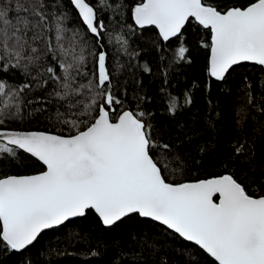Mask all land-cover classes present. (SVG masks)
<instances>
[{
  "label": "snow or ice",
  "instance_id": "1",
  "mask_svg": "<svg viewBox=\"0 0 264 264\" xmlns=\"http://www.w3.org/2000/svg\"><path fill=\"white\" fill-rule=\"evenodd\" d=\"M50 2L0 0V67L27 71L33 66L38 70L43 42L63 75H57L52 66L46 73L58 82L55 95L66 102L71 116L65 117L58 110L57 119L75 134L0 130V160H18L22 152L45 168L34 175L0 178V244L21 251L42 231L94 210L105 226L132 214L159 222L194 243L215 264H264V195H250L233 174L168 182L164 175L168 164L162 168L155 157L153 149L158 145L151 125L144 120L145 113L124 110L113 119L111 113L121 100L112 93L105 52L92 53L97 65L95 82L76 83L75 77L86 63V42L81 43L83 38L73 32L66 46L67 16L51 11ZM71 3L87 31L101 38L105 24L98 21L94 7L86 0ZM102 3L106 8L116 7L108 0ZM131 18L141 29L154 26L164 42L177 38V62L187 60L185 26L195 23L208 31L210 44L201 46L210 50L208 75L218 81L242 62L264 66V0L223 7L214 0H141L131 8ZM50 21L55 27L54 45L46 39L52 30ZM117 40L126 52L127 40ZM145 71L149 69L145 67ZM41 83L47 85L46 80ZM30 87L24 84L9 91L0 81V98H4L0 126L6 124V117H20V94ZM85 96L90 97L88 102L77 99ZM184 103L191 104V97ZM176 110V99L170 97L169 111L175 114ZM162 147L168 149L169 145ZM234 152L244 155L245 145L235 146ZM175 159L184 163L180 157Z\"/></svg>",
  "mask_w": 264,
  "mask_h": 264
},
{
  "label": "trees",
  "instance_id": "2",
  "mask_svg": "<svg viewBox=\"0 0 264 264\" xmlns=\"http://www.w3.org/2000/svg\"><path fill=\"white\" fill-rule=\"evenodd\" d=\"M103 21L106 31L97 39L90 34L69 0H51L50 9L67 19L64 27L66 46L73 32L85 43L86 63L76 75L77 84L96 79V57L106 53L112 93L121 100L112 112L115 119L121 111L144 112V120L152 127L158 147L155 157L168 167L164 175L170 183L206 179L220 174H233L250 195H264V114L262 106L263 70L250 64H240L229 70L218 82L207 75L209 32L195 23L183 31V44L188 48L187 60L177 62L175 53L180 41L159 39L152 28L138 30L131 19V8L141 0H108L116 4L106 8L102 0H86ZM224 5H246L249 0H214ZM46 39L55 44V27ZM117 37L127 40L125 52ZM40 67H0V81L17 90L24 84L31 87L21 93L19 118L6 117L3 130L40 131L56 135L75 134L73 129L57 119L59 110L71 118L66 102L59 101L55 92L58 82L49 78L46 68H57L46 45L41 42ZM79 51V48H77ZM3 62H0L2 65ZM145 67L149 71H145ZM86 74V75H85ZM36 76L37 79H33ZM47 81L45 86L41 81ZM95 95V93H92ZM170 97H175L177 110L169 111ZM186 97L192 103L185 104ZM0 98V107H3ZM88 102L90 97H77ZM97 100L103 101L97 97ZM251 100V103H249ZM32 101V103H29ZM8 111V110H6ZM14 111V110H12ZM76 112L77 109H73ZM84 119V117H79ZM169 145L164 149L162 145ZM245 145V154L235 155L234 148ZM18 160H0V178L7 175H29L44 170L43 166L25 153ZM184 161L179 164L175 158ZM247 157V158H246ZM179 164V167H177ZM0 264H215L198 247L182 240L163 226L132 214L111 227L102 226L96 215H87L45 231L27 248L15 252L0 244Z\"/></svg>",
  "mask_w": 264,
  "mask_h": 264
},
{
  "label": "water",
  "instance_id": "3",
  "mask_svg": "<svg viewBox=\"0 0 264 264\" xmlns=\"http://www.w3.org/2000/svg\"><path fill=\"white\" fill-rule=\"evenodd\" d=\"M70 1V3H71V0H69ZM72 4V3H71ZM72 6H73V8L75 9V7H74V5L72 4ZM135 6V5H134ZM133 6V7H134ZM75 11H76V13L78 14V17H79V13H78V10H76L75 9ZM132 19V18H131ZM81 20V19H80ZM81 22H82V20H81ZM132 22H133V24H134V26L138 29V30H142L141 28H139L138 26H136L135 25V22H134V20L132 19ZM83 23V22H82ZM84 25V24H83ZM85 26V25H84ZM85 28H86V26H85ZM146 28H152V29H154L155 31H156V33H157V35H158V37H159V34H158V30L154 27V26H147V27H145V28H143V29H146ZM87 29V28H86ZM90 33V32H89ZM91 34V33H90ZM210 34V33H209ZM93 35V34H92ZM159 39H160V37H159ZM174 39V38H173ZM161 40V39H160ZM164 42V41H163ZM209 44H210V36H209ZM209 55H210V50L208 49V59H209ZM208 59H207V75H208ZM241 64H250V65H256V64H254V63H251V62H242ZM240 65V64H239ZM236 66H238V65H235V66H233V67H236ZM256 66H258V67H260L262 70H263V73H264V66H260V65H256ZM231 70V69H230ZM209 76V75H208ZM209 78L210 79H212V80H214V81H218V80H216L215 78H212V77H210L209 76ZM218 82H220V81H218ZM262 89H263V94H264V81H263V87H262ZM128 111V110H127ZM262 111H263V114H264V103H263V106H262ZM120 114V113H119ZM118 114V115H119ZM0 130H3V129H0ZM4 131H14V130H4ZM28 132V131H27ZM52 134V133H51ZM35 159V158H34ZM36 160V159H35ZM37 161V160H36ZM39 162V161H38ZM40 163V162H39ZM41 164V163H40ZM42 165V164H41ZM43 166V165H42ZM43 168H44V166H43ZM44 170H45V168H44ZM43 170V171H44ZM40 173V172H39ZM35 174H38V173H35ZM29 175H34V174H29ZM3 178V177H2ZM210 178H212V177H210ZM206 179H208V178H206ZM201 180V179H200ZM197 181V180H196ZM190 182H195V181H190ZM95 215H96V213L94 212V210H91ZM139 216V215H138ZM96 217L99 219V217L96 215ZM140 217V216H139ZM77 218H79V217H77ZM140 218H142V219H147V220H149V221H152V222H154V223H156V224H159V225H161L159 222H156V221H153V220H151L150 218H145V217H140ZM73 219H76V218H72V219H70V220H73ZM69 220V221H70ZM99 221L101 222V224H102V226H104V227H111V226H105L103 223H102V221L99 219ZM67 222V221H66ZM119 222V221H118ZM61 226V225H60ZM161 226H163L164 228H166L167 230H169V231H171V232H173L172 230H170V229H168L166 226H164V225H161ZM57 227H59V226H54L53 228H50V229H46V230H44V231H42L41 232V234L43 233V232H45V231H49V230H52V229H55V228H57ZM175 235H177L178 237H180L177 233H175V232H173ZM38 238V237H37ZM182 240H184L182 237H180ZM184 241H186V240H184ZM186 242H188V243H190V244H192V245H194V246H196L194 243H192V242H190V241H186ZM196 247H198V246H196ZM199 248V247H198ZM200 249V248H199ZM202 252H203V250L202 249H200ZM12 251H14V250H12ZM15 252H20V251H15ZM206 254V253H205ZM207 255V254H206ZM208 256V255H207ZM209 257V256H208ZM211 260H212V258L211 257H209Z\"/></svg>",
  "mask_w": 264,
  "mask_h": 264
}]
</instances>
